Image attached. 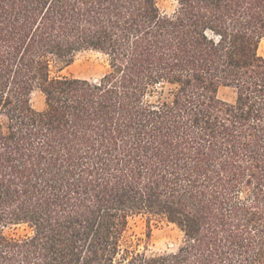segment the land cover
Here are the masks:
<instances>
[{
  "label": "trees",
  "instance_id": "trees-1",
  "mask_svg": "<svg viewBox=\"0 0 264 264\" xmlns=\"http://www.w3.org/2000/svg\"><path fill=\"white\" fill-rule=\"evenodd\" d=\"M174 1L0 0V264H264V0Z\"/></svg>",
  "mask_w": 264,
  "mask_h": 264
},
{
  "label": "rangeland",
  "instance_id": "rangeland-1",
  "mask_svg": "<svg viewBox=\"0 0 264 264\" xmlns=\"http://www.w3.org/2000/svg\"><path fill=\"white\" fill-rule=\"evenodd\" d=\"M160 6L165 13H172L176 7L174 0H160ZM260 54L264 56V38L260 44ZM108 70L106 57L94 50H84L78 52L71 63H59L53 67L52 75L75 76L90 80L100 79ZM169 88H158L155 92L154 99L166 97ZM219 96L227 101H233L236 93L232 87H222ZM34 107L41 110L45 106L44 95L40 91H35L32 95ZM130 231L134 233L135 238H140L141 248L148 245L151 252L170 251L181 243L183 239L182 232L171 223L166 221L146 217H137L131 223ZM13 235H25L30 233L26 226H17L12 231ZM150 233V236H148Z\"/></svg>",
  "mask_w": 264,
  "mask_h": 264
}]
</instances>
